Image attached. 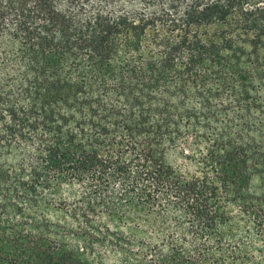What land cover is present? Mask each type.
Segmentation results:
<instances>
[{
  "label": "trees",
  "instance_id": "1",
  "mask_svg": "<svg viewBox=\"0 0 264 264\" xmlns=\"http://www.w3.org/2000/svg\"><path fill=\"white\" fill-rule=\"evenodd\" d=\"M0 264H264V0H0Z\"/></svg>",
  "mask_w": 264,
  "mask_h": 264
},
{
  "label": "rangeland",
  "instance_id": "2",
  "mask_svg": "<svg viewBox=\"0 0 264 264\" xmlns=\"http://www.w3.org/2000/svg\"><path fill=\"white\" fill-rule=\"evenodd\" d=\"M203 151L204 145H200L195 140L188 138L175 145H170V149L167 152V162L183 175L191 176L200 172L201 166L199 159ZM259 186L260 180H257L255 182L257 193L262 191V188ZM231 211L234 214L236 212L235 209H231Z\"/></svg>",
  "mask_w": 264,
  "mask_h": 264
}]
</instances>
